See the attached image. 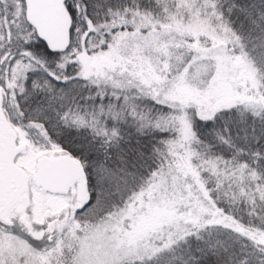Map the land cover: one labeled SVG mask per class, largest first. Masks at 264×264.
<instances>
[{"label":"snow or ice","instance_id":"snow-or-ice-1","mask_svg":"<svg viewBox=\"0 0 264 264\" xmlns=\"http://www.w3.org/2000/svg\"><path fill=\"white\" fill-rule=\"evenodd\" d=\"M0 264H264V0H0Z\"/></svg>","mask_w":264,"mask_h":264}]
</instances>
